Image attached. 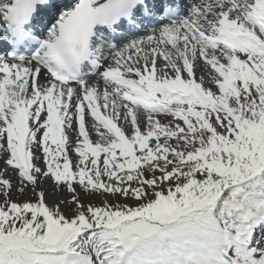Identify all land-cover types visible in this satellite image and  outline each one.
<instances>
[{"label":"snow or ice","instance_id":"snow-or-ice-1","mask_svg":"<svg viewBox=\"0 0 264 264\" xmlns=\"http://www.w3.org/2000/svg\"><path fill=\"white\" fill-rule=\"evenodd\" d=\"M0 264H264V0H0Z\"/></svg>","mask_w":264,"mask_h":264},{"label":"rangeland","instance_id":"rangeland-1","mask_svg":"<svg viewBox=\"0 0 264 264\" xmlns=\"http://www.w3.org/2000/svg\"><path fill=\"white\" fill-rule=\"evenodd\" d=\"M93 139H95V137H93ZM46 189H47V193H48V195L46 196V200L50 205L54 204L58 200H63V199L69 198V194L66 191H64V192L55 191L51 182H49L46 185ZM19 198L24 199V197H22V196ZM92 199L95 203H99V201L95 200V198H92ZM62 210L64 211V213L66 215H70L69 209L67 207L62 205Z\"/></svg>","mask_w":264,"mask_h":264}]
</instances>
